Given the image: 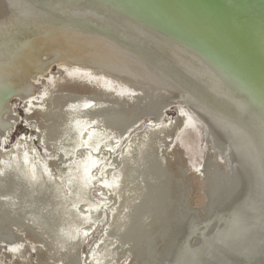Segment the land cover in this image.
<instances>
[{
  "label": "bare ground",
  "instance_id": "1",
  "mask_svg": "<svg viewBox=\"0 0 264 264\" xmlns=\"http://www.w3.org/2000/svg\"><path fill=\"white\" fill-rule=\"evenodd\" d=\"M47 71L51 105L39 109ZM14 97L52 153L25 135L0 154L11 264L28 232L45 244L33 264H264V0H0L3 139L25 121ZM146 116L157 120L118 152ZM193 116L225 158L211 150L201 167L203 217L182 154L166 153Z\"/></svg>",
  "mask_w": 264,
  "mask_h": 264
},
{
  "label": "rangeland",
  "instance_id": "2",
  "mask_svg": "<svg viewBox=\"0 0 264 264\" xmlns=\"http://www.w3.org/2000/svg\"><path fill=\"white\" fill-rule=\"evenodd\" d=\"M52 70L56 71L57 73L60 72L58 66L55 64L52 66ZM41 76L45 78V81H43L40 84L37 83L34 85V89H35L34 93L36 97L32 96L31 93L29 97L30 98L35 97L36 102L38 101V103H40V106L38 108L44 109V108H48L51 105L52 94L50 93V85L52 84L54 79L52 78L51 71H47L45 74ZM11 103L14 106L13 107L14 113L19 115L20 117H23L25 121L23 122L21 121V118L20 120L18 118L19 121L16 120V123L13 126V128L8 129L6 134L7 137L3 139L0 136V154L12 150V148L14 147V143H17L20 137L26 135L27 137H31V139L34 140L35 144L43 153V156L45 158H48L49 157L48 153H52V151L50 149H45V147L43 146L41 142V137H42L41 131L35 130L32 127V125L29 124V122L34 121L33 118L34 116L32 115L30 117L29 122L26 121L29 113L31 114L33 113L31 106L26 107L23 100L17 97L12 98ZM34 108L36 109L37 106H34ZM177 116H178L177 109L173 108L168 111V113L163 117V119L164 120L171 119L172 117H175L174 119H176ZM193 119L196 121V124L190 125L185 121L183 128L179 129L178 132L175 134V138L173 139L174 143L173 145L169 146L170 150L168 149L166 153L167 152L169 153V157H171V155L175 156L176 154H178V152L182 154L181 160L186 165V173L183 176V178L185 179L184 182L185 186L188 185L186 193L189 197L192 208L202 212V217H203L206 214V208L210 199L206 189L207 181L205 175L203 174V171L201 170V167L202 166L206 167V162L209 160L210 151L214 149L210 145V140L206 134L205 126L199 120H197L195 116H193ZM150 120H157V119L156 117L154 118V116H146L142 124L137 128L133 129L125 137L124 139L125 141H123L118 152L119 151L121 152L124 145L131 139V137L133 136L132 139L134 138V133L138 130H142L143 127L146 125V123L149 122ZM216 157H220L219 158L220 163L224 162L223 160L225 158L219 152L216 153ZM114 161H115L114 154H111L105 159L103 168L113 167L115 165ZM221 165L224 166L226 164L224 163ZM92 194H93L92 196L95 197L96 195L99 194V190L93 189ZM100 228L101 225L99 227L97 226L92 232L89 233V237L86 238L84 242H82L80 249L84 255L90 251L92 244L94 245L95 242L98 241L99 238L97 239V236H99ZM23 239H24V248H22L23 246H21V248L25 250L26 253L20 255V251H19L18 254L15 255L16 258L19 259L22 264H33L36 261L38 262L36 249L37 247L41 248L45 244H43V242L40 239H38V237L32 235L30 232L26 233V235L23 236ZM16 248H17L16 246L10 248L7 245V243H5L4 241H0V258L6 259L7 264H11V261L7 257L10 256L11 254L13 255V250H16ZM34 259L35 261L33 262ZM135 264H138V262L136 261Z\"/></svg>",
  "mask_w": 264,
  "mask_h": 264
}]
</instances>
